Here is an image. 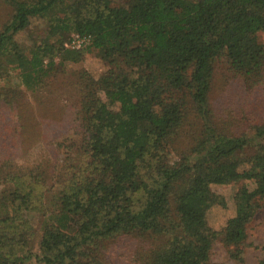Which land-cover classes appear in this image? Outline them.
<instances>
[{"label": "trees", "instance_id": "16d2710c", "mask_svg": "<svg viewBox=\"0 0 264 264\" xmlns=\"http://www.w3.org/2000/svg\"><path fill=\"white\" fill-rule=\"evenodd\" d=\"M34 21L49 41L26 51L16 38ZM263 33L264 0H0V80L14 76L34 92L55 64L88 53L108 67L102 97L89 81L82 89L81 170L37 200L41 174L32 187L5 178L12 187L0 193V264H101L106 242L146 234L166 238L139 264H210L216 241L240 260L264 201V123L252 138L215 132L208 94L219 59L247 86L261 81ZM73 34L90 43L66 47ZM1 104L11 100L0 94ZM187 105L201 137L162 162L157 156L175 143ZM240 181L254 182L258 193L239 190L234 216L211 229L210 186ZM21 213L39 215L36 231L16 222Z\"/></svg>", "mask_w": 264, "mask_h": 264}, {"label": "rangeland", "instance_id": "374dc122", "mask_svg": "<svg viewBox=\"0 0 264 264\" xmlns=\"http://www.w3.org/2000/svg\"><path fill=\"white\" fill-rule=\"evenodd\" d=\"M44 29L42 21H34L16 39L27 51L33 42L42 38L49 41ZM259 40L264 44V33L259 35ZM107 69L106 63L95 53H88L79 63L55 64L34 92L25 91L14 76L7 81L0 80L1 96L11 100L9 105H0V193L10 186L5 182L8 175L31 182L32 187L34 179L41 174L39 182L33 186L35 199L40 193L48 198L73 173L81 170L84 161L78 153L84 138L79 115L82 89L89 81L102 97L99 84ZM208 100L215 132L254 137V127L264 123V69L261 81L249 87L230 71L225 59L215 60ZM16 124L20 125L17 129ZM201 130V121L187 105L175 143L164 147L158 159L172 163L178 151L185 150L201 137ZM260 142L264 145V139ZM50 186L52 190L46 193ZM210 190L216 203L208 210L206 220L215 231H220L234 216V196L239 190L251 196L258 193L252 181L211 185ZM24 221L26 227L36 231L40 217L21 213L16 222ZM165 238L147 234L113 238L106 242L98 258L101 264H139L140 259ZM261 261L264 262V201L248 225L241 259L229 258L228 249L219 241L214 242L209 257L210 264H258Z\"/></svg>", "mask_w": 264, "mask_h": 264}, {"label": "built area", "instance_id": "2783aa9c", "mask_svg": "<svg viewBox=\"0 0 264 264\" xmlns=\"http://www.w3.org/2000/svg\"><path fill=\"white\" fill-rule=\"evenodd\" d=\"M90 43V38L88 36H82L78 34L71 35L69 42L65 45L68 48L74 50H80Z\"/></svg>", "mask_w": 264, "mask_h": 264}]
</instances>
